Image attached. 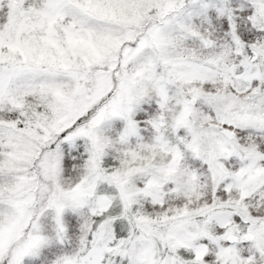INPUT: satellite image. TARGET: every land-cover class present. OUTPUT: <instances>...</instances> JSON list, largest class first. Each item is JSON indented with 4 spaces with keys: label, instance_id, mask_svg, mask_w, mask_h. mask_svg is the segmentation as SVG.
Instances as JSON below:
<instances>
[{
    "label": "snow or ice",
    "instance_id": "obj_1",
    "mask_svg": "<svg viewBox=\"0 0 264 264\" xmlns=\"http://www.w3.org/2000/svg\"><path fill=\"white\" fill-rule=\"evenodd\" d=\"M0 264H264V0H0Z\"/></svg>",
    "mask_w": 264,
    "mask_h": 264
}]
</instances>
